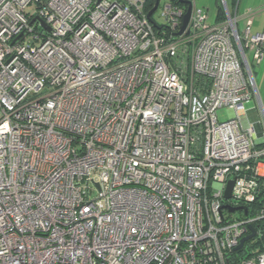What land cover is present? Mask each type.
I'll list each match as a JSON object with an SVG mask.
<instances>
[{
	"label": "built area",
	"instance_id": "2783aa9c",
	"mask_svg": "<svg viewBox=\"0 0 264 264\" xmlns=\"http://www.w3.org/2000/svg\"><path fill=\"white\" fill-rule=\"evenodd\" d=\"M161 1L0 0V264H264L258 12Z\"/></svg>",
	"mask_w": 264,
	"mask_h": 264
},
{
	"label": "rangeland",
	"instance_id": "374dc122",
	"mask_svg": "<svg viewBox=\"0 0 264 264\" xmlns=\"http://www.w3.org/2000/svg\"><path fill=\"white\" fill-rule=\"evenodd\" d=\"M163 4L165 0L161 1ZM198 8L202 9L203 11L207 12L210 17L211 21H214V17L219 10L220 0H196ZM232 0H228V3L231 4ZM256 11L258 12L257 16L255 17L256 25L260 26L264 24V0H241L240 4V15H244L246 11ZM160 12L155 15V19L159 16ZM243 28V24H240V29ZM255 33V31H254ZM255 75V81L258 89V93L264 108V63L261 66H256L253 69ZM258 104L255 99L251 100V102L245 105L246 112H251V116L253 117V121L259 122L261 120L260 114L258 111ZM218 118L221 122H226L230 119V113L227 109H222L218 112ZM261 124V123H260ZM257 124V128L262 129V126Z\"/></svg>",
	"mask_w": 264,
	"mask_h": 264
},
{
	"label": "water",
	"instance_id": "95a60500",
	"mask_svg": "<svg viewBox=\"0 0 264 264\" xmlns=\"http://www.w3.org/2000/svg\"><path fill=\"white\" fill-rule=\"evenodd\" d=\"M173 1H175V0H173ZM179 1L182 4H185V1L184 0H179ZM157 5L149 13V15H148L149 17H151V15L154 13V11L157 8ZM190 15H191V8L188 9V12H187V14L184 17V24H183V28H182L181 33L185 30L186 26L188 25V22H189V19H190ZM40 22H41V25L43 26V28H45L46 30L49 31V27H47V25L43 21H40ZM233 186H234V181H231L228 184L227 191H226V194H225V199L226 200H229L231 198V193H232ZM225 208H228V207H225ZM236 210L237 209H230V212L234 213ZM245 218H247V214H246ZM255 233H256L255 230L253 228H251V235H249L248 237H245L244 239H242L241 242H240V245L235 249V251L241 250L244 247V245H245L246 242H248V241H250L251 239L254 238Z\"/></svg>",
	"mask_w": 264,
	"mask_h": 264
},
{
	"label": "crops",
	"instance_id": "0c3cea01",
	"mask_svg": "<svg viewBox=\"0 0 264 264\" xmlns=\"http://www.w3.org/2000/svg\"><path fill=\"white\" fill-rule=\"evenodd\" d=\"M263 28H264V24H263V25H260V26H257V25H256V21H254L253 32L255 31L256 34H257V33H261V32L263 31ZM250 114H251V112L249 111V116H248V118L250 117L249 120H252L254 116H251L252 114H251V115H250ZM252 121H253V120H252ZM246 122H247V121H243V125H244V126H246ZM253 122H254V121H253ZM257 124H258V122H257ZM256 127H257V125H256ZM257 129H260V128H257Z\"/></svg>",
	"mask_w": 264,
	"mask_h": 264
},
{
	"label": "trees",
	"instance_id": "16d2710c",
	"mask_svg": "<svg viewBox=\"0 0 264 264\" xmlns=\"http://www.w3.org/2000/svg\"><path fill=\"white\" fill-rule=\"evenodd\" d=\"M240 255H245V251H240V252H237L236 254H234V257H238V256H240Z\"/></svg>",
	"mask_w": 264,
	"mask_h": 264
}]
</instances>
